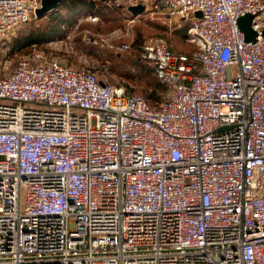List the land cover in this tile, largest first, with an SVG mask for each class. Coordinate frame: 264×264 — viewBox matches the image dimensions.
Segmentation results:
<instances>
[{
  "label": "built area",
  "instance_id": "obj_1",
  "mask_svg": "<svg viewBox=\"0 0 264 264\" xmlns=\"http://www.w3.org/2000/svg\"><path fill=\"white\" fill-rule=\"evenodd\" d=\"M147 1L197 44L143 41L155 104L41 47L12 63L41 0H0V264H264V0Z\"/></svg>",
  "mask_w": 264,
  "mask_h": 264
},
{
  "label": "rangeland",
  "instance_id": "obj_2",
  "mask_svg": "<svg viewBox=\"0 0 264 264\" xmlns=\"http://www.w3.org/2000/svg\"><path fill=\"white\" fill-rule=\"evenodd\" d=\"M136 3H148L150 6H154L147 0H111L103 4L102 13L96 12L77 16V20L67 37L54 39L39 45L44 50L58 55L64 62L78 68L92 69L101 78L113 83H122L128 89L140 93L147 99V95L152 89L161 95L163 87L156 85L157 80L154 74L143 65L138 66V63L130 56L131 50L137 42L135 23L142 24L143 27L146 25L144 22H139L131 17L132 13L128 9V6ZM155 9L157 12L140 14L139 17L148 18L162 27L158 29L151 28L155 32L143 35L142 40L144 41L152 37H162L164 39L167 38L175 46V41L179 39V36L174 33L173 28L180 27V25H190L191 27L192 21L190 19H181L175 23L174 21H170L161 10ZM39 19L41 18L37 17L36 13H34L28 23L16 28L11 39L8 41L9 47H12L11 42L16 35L27 31L32 26L38 25ZM181 39L192 48L197 46L190 37V29H188L187 37ZM122 44H128L129 47L122 48ZM90 46H95L98 49L99 55L87 53V47ZM107 51H112L111 55H108ZM15 52L22 53L17 50L12 51L11 48V54H8V58L12 60V63H15V55H17ZM116 52H122L126 55L122 63L127 67L128 76H121L114 72L119 66V64H116L114 58ZM2 54L4 56L7 55L6 47Z\"/></svg>",
  "mask_w": 264,
  "mask_h": 264
},
{
  "label": "trees",
  "instance_id": "obj_3",
  "mask_svg": "<svg viewBox=\"0 0 264 264\" xmlns=\"http://www.w3.org/2000/svg\"><path fill=\"white\" fill-rule=\"evenodd\" d=\"M110 0H65L63 4L57 8L53 13L49 14L48 16L39 19L38 25L32 26L27 31H23L16 35L12 40V51H20V52H29L32 51L34 46L41 47L39 44H44L54 39H63L67 37L69 31L72 29V26L75 24L77 20V16L79 15H88L90 13H102L103 4L109 2ZM132 18L139 22H144L146 24L144 27L142 24H136V33H137V42L131 50L130 56H132L133 60L138 63V66L143 65L146 67L147 70L151 71L155 78H156V85L162 86L163 91L161 95H159L156 90H151V92L147 95L148 101L151 104H155L159 102L164 95L166 90V86L162 84L159 79L156 77L154 73L153 67H151L147 61H145L141 57V49H142V36L145 34H153L155 31L151 28H160L162 27L159 24L154 23V21L144 18L138 15H131ZM144 20V21H143ZM146 21V22H145ZM134 24V25H135ZM175 26V25H174ZM190 25H180V27H174L173 31L176 35L179 36V39L175 41V46L165 38L168 43L171 45V48L176 52H191L196 47H190L188 43H185L181 38L187 37V32ZM42 48V47H41ZM87 53L92 55H99L98 49L95 46L87 47ZM97 50V51H96ZM112 52V51H111ZM110 51H107L108 55H111ZM115 62L119 66L115 69V73L121 76H128L127 75V67L122 63L126 55L122 52H116ZM132 54V55H131ZM130 92L135 93L136 91H132L129 89ZM150 99V100H149Z\"/></svg>",
  "mask_w": 264,
  "mask_h": 264
},
{
  "label": "water",
  "instance_id": "obj_4",
  "mask_svg": "<svg viewBox=\"0 0 264 264\" xmlns=\"http://www.w3.org/2000/svg\"><path fill=\"white\" fill-rule=\"evenodd\" d=\"M65 0H41V6H39L35 13L37 17H43L48 14L53 13L57 8H59ZM128 9L133 15H137L146 9L144 3H136L128 6ZM197 15H201L200 11L196 12ZM253 14H246L239 19L240 27L246 33L247 40H254L257 34V31L252 27V18Z\"/></svg>",
  "mask_w": 264,
  "mask_h": 264
},
{
  "label": "crops",
  "instance_id": "obj_5",
  "mask_svg": "<svg viewBox=\"0 0 264 264\" xmlns=\"http://www.w3.org/2000/svg\"><path fill=\"white\" fill-rule=\"evenodd\" d=\"M111 1V0H110ZM109 1V2H110ZM145 5H146V9H145V11H143V12H141V13H139V14H137L138 16L140 15V14H148L149 12L150 13H155V12H157V10L154 8L155 6H150L148 3H144ZM153 5V4H152ZM147 12V13H146ZM147 16V15H146Z\"/></svg>",
  "mask_w": 264,
  "mask_h": 264
}]
</instances>
